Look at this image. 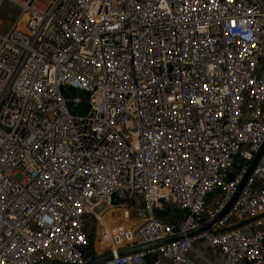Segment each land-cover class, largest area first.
Instances as JSON below:
<instances>
[{"label": "built area", "instance_id": "obj_1", "mask_svg": "<svg viewBox=\"0 0 264 264\" xmlns=\"http://www.w3.org/2000/svg\"><path fill=\"white\" fill-rule=\"evenodd\" d=\"M8 3L0 264H85L112 208L139 222L104 264H264V0Z\"/></svg>", "mask_w": 264, "mask_h": 264}, {"label": "crops", "instance_id": "obj_2", "mask_svg": "<svg viewBox=\"0 0 264 264\" xmlns=\"http://www.w3.org/2000/svg\"><path fill=\"white\" fill-rule=\"evenodd\" d=\"M121 211L124 210L119 208H112L104 216L101 217V221L99 223L97 230V236L94 233L93 227L91 228L89 227L90 233L92 234L93 239L96 240L97 245L99 247L103 246L104 238L105 239L110 238L113 241L114 246H116L115 239L117 237V232L115 226H113V224L111 223L114 224L118 223L119 227H124L129 225L128 220L127 221L124 220L123 216L119 215ZM104 229H106L105 233H104ZM109 231L111 232V236L109 235ZM124 247L125 246L123 244L120 245L121 249H124ZM108 248H106V250ZM106 250H104L103 252H99L97 249L95 250V252H93V254L95 253V256H100L105 254ZM189 259H190V264H223V258L221 254L217 250L205 248L201 244V242H197L195 244L194 248L190 252ZM38 264H49V263H38ZM143 264H150V263L148 260H146Z\"/></svg>", "mask_w": 264, "mask_h": 264}, {"label": "rangeland", "instance_id": "obj_3", "mask_svg": "<svg viewBox=\"0 0 264 264\" xmlns=\"http://www.w3.org/2000/svg\"><path fill=\"white\" fill-rule=\"evenodd\" d=\"M20 10L19 8L13 6L12 4L8 3V4H5L1 9H0V28L2 30L8 28L7 26L10 25V23L16 19V17L18 16ZM110 209L106 210L105 214L109 211ZM119 215H122L124 220H128L129 222V225L128 226H124V227H119L118 226V223L114 224V223H111L113 224V226H115L116 228V231L118 234L120 235H117V236H120V240L119 242H122L123 240H125L126 238H128V236L132 233V231L136 228V226L138 225V222L139 220H134L132 218V216H129L125 213V211H121V213H119ZM133 219V220H131ZM101 229V228H100ZM102 230V229H101ZM105 230L104 229V233H105ZM131 236V235H130ZM118 242V243H119ZM117 243V244H118ZM114 246L113 243H111V241L109 239H105L104 238V244L102 247H99L98 246V251L99 252H103L104 250H106V248L108 247H112Z\"/></svg>", "mask_w": 264, "mask_h": 264}, {"label": "water", "instance_id": "obj_4", "mask_svg": "<svg viewBox=\"0 0 264 264\" xmlns=\"http://www.w3.org/2000/svg\"><path fill=\"white\" fill-rule=\"evenodd\" d=\"M263 150H264V147L262 148V150L258 154L257 158L255 159V161H254V163H253V165L251 167V170L253 169L254 165L256 164V162H257L258 158L260 157L261 153L263 152ZM235 199H236V197H235ZM235 199L228 206L227 210L230 209V207L232 206V204L235 201ZM199 220L201 221V219H199ZM248 222L245 221L243 223H240V224L234 226L233 228L240 227V226H242V225H244V224H246ZM212 223L202 226L201 228L189 233V235H195V234H198V233L210 228ZM225 231H227V230H225ZM182 237H183L182 235H179V236L171 237V238L166 239V240H162V241H158V242H154V243H150V244H146V245H141V246H138V247H135V248H128V249L120 250L119 254L120 255H125V254H128V253L140 251V250L147 249V248H150V247H154L156 245H160V244H163V243H166V242H169V241H173L175 239H179V238H182ZM112 257H113V253H111V252L105 253V254L100 255V256H93L85 264H104L107 260L111 259Z\"/></svg>", "mask_w": 264, "mask_h": 264}]
</instances>
